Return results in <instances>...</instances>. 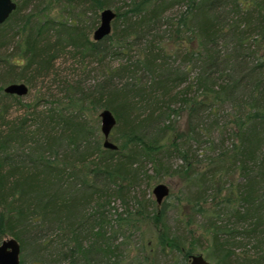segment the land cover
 Returning <instances> with one entry per match:
<instances>
[{"label":"trees","instance_id":"16d2710c","mask_svg":"<svg viewBox=\"0 0 264 264\" xmlns=\"http://www.w3.org/2000/svg\"><path fill=\"white\" fill-rule=\"evenodd\" d=\"M111 1L19 0L0 24L4 83L32 87L67 48L103 60L137 47L93 88L71 85L63 105L38 111V99L9 121L0 102V243L30 252L19 264H156L160 253L264 264V0H122L113 33L92 41ZM98 109L116 118L115 151L87 120ZM144 162L182 184L174 231L168 203L150 214L154 202L131 195ZM144 222L156 244L129 259Z\"/></svg>","mask_w":264,"mask_h":264},{"label":"rangeland","instance_id":"374dc122","mask_svg":"<svg viewBox=\"0 0 264 264\" xmlns=\"http://www.w3.org/2000/svg\"><path fill=\"white\" fill-rule=\"evenodd\" d=\"M19 1V0H14ZM122 0H112L108 4V8L112 9L114 12L117 11V7L122 5ZM66 10L70 13L71 9ZM180 9L179 6H174L171 9H169L165 15L173 16L178 10ZM54 10V9H53ZM101 11V10H100ZM100 11H98V21L96 23L95 28L98 26L100 22ZM115 24H120L118 21L115 22ZM94 28V29H95ZM94 29L90 32L89 37L92 39V34ZM114 31V22H111V33ZM137 54V47H132L130 51L125 52L124 55L120 56H113L112 54H106L103 60H100L102 57H98L97 59L95 57H84L83 59L79 55H75V50L73 52L72 49L67 48L65 52H62L55 63V71L46 76V77H39L33 82V86H28V93L24 96H18L19 99L15 98H3L2 93H0V102L3 104L8 105V111L6 114L7 120H13L15 117L18 116H25L27 113L26 110H29V112H32V108H26L25 106L27 104L33 105L38 99H39V105L37 106L36 110H44L46 107L54 106L57 104L63 105L64 102H66L67 97L70 96L72 87L71 85H75L76 82L79 81L81 86L85 89L93 88L94 85H96L102 78L103 75H108L106 73L107 69L110 67H115L117 64H119L121 61H124L126 55H136ZM12 82H24V80H14ZM7 83L9 82H2L1 75H0V86L3 88ZM71 87V88H70ZM4 92V91H3ZM17 96V95H14ZM101 109H98L97 111H88L87 113V120L90 121L94 126L97 127V133L98 137L100 139V143L102 145L103 142V135L100 130V117H99V111ZM184 117L179 120V125L183 127L184 125ZM114 133L115 130H112V133L110 135V141L115 144L114 139ZM155 133V132H153ZM27 147H31L30 145H26ZM24 151V150H22ZM173 167H177L181 162L179 159H172ZM160 173L161 180L156 182H150L147 184L146 177H155L157 173ZM146 174L142 178V176ZM165 184L169 189V198L166 197L162 203L165 201V203H168L170 205L169 212L167 214V220H168V226L174 231L176 220L179 218V210L176 208V200L180 198V193L182 192V184L179 182V180L175 177H168L165 170H159L158 166H156L155 163L152 162H144L140 180L138 182V186L133 190L132 196L137 197L140 199L142 196H144V203L148 200H151L154 202V207L151 205L146 210L148 213H152L154 210L157 209V204L155 202V197L152 194V189L157 184ZM150 201V204H151ZM161 203V204H162ZM129 209H136V204L134 201L128 203ZM112 209L111 214L115 215L120 214L124 211V206L122 205V202L120 200H113L111 203ZM112 218H115L113 216ZM140 233H136V235H133L131 237L132 242V252H130V258L129 259H135L138 253L136 252V249L138 248L137 243L142 241V244L144 245V248L146 247H154L156 244V236H157V229L154 228V226L149 222H144L142 224ZM9 238V237H8ZM60 247V244L58 245V248ZM159 254V253H157ZM156 256V255H155ZM31 258L30 252H23L19 255V260H24L25 262H28ZM132 261V260H131ZM181 260L176 259L174 256H171L167 253H160L157 256L156 264H179Z\"/></svg>","mask_w":264,"mask_h":264},{"label":"water","instance_id":"95a60500","mask_svg":"<svg viewBox=\"0 0 264 264\" xmlns=\"http://www.w3.org/2000/svg\"><path fill=\"white\" fill-rule=\"evenodd\" d=\"M16 8L14 0H0V24H2ZM116 12L110 8L100 11V22L92 34L93 41H99L111 33V22L115 18ZM6 94L24 96L28 93V86L24 82H12L3 87ZM100 130L103 135L102 146L106 150L115 151L117 146L110 141V134L116 125V118L109 109L99 111ZM155 202L160 205L168 197L169 189L165 184H157L152 189ZM20 246L13 238H5L0 243V264H19ZM188 264H212L202 255H192Z\"/></svg>","mask_w":264,"mask_h":264}]
</instances>
